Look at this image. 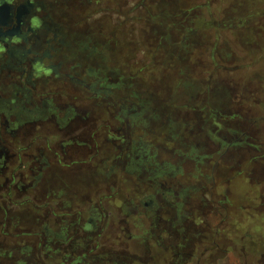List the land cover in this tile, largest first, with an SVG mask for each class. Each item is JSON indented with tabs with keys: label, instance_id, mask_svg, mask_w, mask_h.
<instances>
[{
	"label": "flooded vegetation",
	"instance_id": "af4514ba",
	"mask_svg": "<svg viewBox=\"0 0 264 264\" xmlns=\"http://www.w3.org/2000/svg\"><path fill=\"white\" fill-rule=\"evenodd\" d=\"M127 1H121L123 6ZM110 3L0 0V229L3 235L25 237L19 239L23 246L13 245V257H7L18 264L142 263L137 252L125 251L122 258L111 251L110 236L103 243L96 240L100 235L134 230L137 219L149 225L145 242L137 243L138 238L130 236L127 243L132 249L141 247L145 261L156 264L172 259L174 264V260L190 258L186 224L191 214L183 207L203 191L208 179L199 176L197 181L200 178L203 183L188 187L175 184L179 172L174 165L204 164L214 150L219 159L234 150L227 146L223 151L224 143L234 141V133H222V126L214 123L202 125V144L191 146L184 155L170 152L173 159L179 158L177 163L158 162L157 148L143 141L153 131L155 109L139 97L124 101L114 96L120 85L111 84L108 76L101 77L94 69L97 53L101 48L106 51L104 43L94 44L92 37L77 43L78 34L63 16V10L74 8L108 11ZM154 3L137 0L132 9L141 16V10ZM83 88L87 94L79 97ZM100 94L110 117L102 127L109 134L110 147L98 167L94 111L101 106L96 103L100 96H95ZM212 106L213 121L218 122L222 103L216 101ZM131 136L136 139L129 141ZM112 177H116L119 193L122 188L126 193L131 183L128 178L133 177L141 197L127 199L114 191L96 199V185L107 186ZM140 185L149 191L142 192ZM114 197H118L113 199L118 209L109 203ZM20 219L25 223L21 231L15 223ZM10 228L14 235H9ZM181 237L185 242L174 241ZM97 249L104 251L96 255ZM41 251L46 261L35 257Z\"/></svg>",
	"mask_w": 264,
	"mask_h": 264
},
{
	"label": "rangeland",
	"instance_id": "374dc122",
	"mask_svg": "<svg viewBox=\"0 0 264 264\" xmlns=\"http://www.w3.org/2000/svg\"><path fill=\"white\" fill-rule=\"evenodd\" d=\"M110 1L108 11L74 8L63 10V16L78 34L77 43L92 37L94 44L108 47L97 53L94 69L101 77L108 76L111 84L120 85L114 96L124 101L139 97L155 109L152 118H157L150 125L153 131L145 135L142 130V135L146 136L143 141L157 148L159 163L175 164L179 158L173 159L171 151L184 155L191 146L202 144V125L220 124L222 133L239 128L250 135L249 143L257 146L230 150L220 159L212 149L204 164H172L179 172L175 184L188 187L203 183L200 178L197 181L199 176L208 179L203 191L183 207L191 214L186 224L191 257L174 260V264H264V0H155L152 7L141 10V16L132 9L137 0H128L126 7L123 0ZM126 15L130 19L125 21ZM135 17L142 21L136 22ZM83 89H79V97L86 96ZM95 96L101 98L96 101L101 106L94 111L95 149L99 151L95 162L101 167L110 147L106 141L109 134L102 127L110 117L104 111V95ZM216 101L222 103L219 114L224 111L227 116L220 115L218 122L212 117ZM234 114L238 117H232ZM115 179L112 177L107 186L96 185L95 198L117 191ZM133 179L128 178L131 183L126 193L122 188V197H141ZM140 187L144 193L149 191ZM113 199L118 197L109 202L118 209L119 203L114 204ZM137 221L138 226L128 233L104 234L96 240L103 243L110 236L111 251L122 258L125 251L137 252L142 262L137 264H152L145 261L141 247L132 249L127 243L130 236L137 237V243L145 242L149 225ZM15 223L21 226L19 231L25 229L21 219ZM9 231L14 235L13 229ZM21 238L25 237L3 235L0 229V264H18L7 257H13V245L23 246ZM103 251L97 249L94 254ZM35 257L46 261L43 251Z\"/></svg>",
	"mask_w": 264,
	"mask_h": 264
},
{
	"label": "trees",
	"instance_id": "16d2710c",
	"mask_svg": "<svg viewBox=\"0 0 264 264\" xmlns=\"http://www.w3.org/2000/svg\"><path fill=\"white\" fill-rule=\"evenodd\" d=\"M221 115V116H220ZM219 116L224 118V117H227L225 116L226 115V112L223 111L222 114H220ZM232 117H238L236 114L232 115ZM232 131V132H231ZM229 133H234V141L233 142H230V143H224V147H223V151L224 150H227L226 148H231V149H239V148H248V147H251L252 149L253 148H257V146H253L252 144L249 143L248 140H250V135L246 132H242L239 128L235 129V130H229L228 131ZM228 146V147H227ZM225 153V152H224Z\"/></svg>",
	"mask_w": 264,
	"mask_h": 264
}]
</instances>
